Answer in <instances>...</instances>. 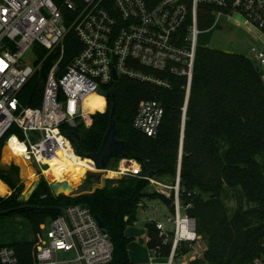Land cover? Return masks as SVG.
Here are the masks:
<instances>
[{
  "label": "built area",
  "instance_id": "2783aa9c",
  "mask_svg": "<svg viewBox=\"0 0 264 264\" xmlns=\"http://www.w3.org/2000/svg\"><path fill=\"white\" fill-rule=\"evenodd\" d=\"M203 6L213 9L212 27L218 26L221 18H238L264 32V0H0V143L28 162L34 174L44 177L53 168L63 172L66 158L76 169L85 167V174L96 171L90 158L76 153L67 131L85 121L88 112L83 104L89 95L105 97L98 90L116 81L113 71L117 78L127 76L163 88L171 86V77L183 79V129ZM70 30L81 48L66 61L64 38ZM57 51L43 80L39 105H25L20 94L40 73L48 55ZM249 54L264 66V47L252 46ZM163 112L158 101L142 100L133 127L152 137ZM115 172L144 178L151 192L172 198V209L164 203L172 217L161 210L164 220H150L162 244H171L165 264H174L181 246L195 256L200 245L195 222L186 212L190 204H182L179 198L180 156L169 185L156 177L141 176L140 164L130 158H121ZM140 204L147 210L146 203ZM48 222L45 235L46 222L39 226L37 264L57 263V251L73 252L72 261L78 264L111 261L112 242L88 206H66ZM149 252L159 256L161 248ZM0 264H18L12 247L0 246Z\"/></svg>",
  "mask_w": 264,
  "mask_h": 264
},
{
  "label": "trees",
  "instance_id": "16d2710c",
  "mask_svg": "<svg viewBox=\"0 0 264 264\" xmlns=\"http://www.w3.org/2000/svg\"><path fill=\"white\" fill-rule=\"evenodd\" d=\"M212 12V7H202L200 29L212 27ZM80 48L70 30L64 38V59L69 60ZM44 54L45 50L40 51L41 56ZM57 55L58 51L48 55L40 73L26 84L20 94L25 105H39L43 80ZM169 79L171 86L163 88L118 77L102 86L106 91L102 105L106 102L107 107L92 115L88 112L86 135L80 123L69 127L67 135L79 136L83 154L97 152L109 125V105L114 103L115 137L124 142V147L121 155L112 160H136L141 176L152 173V177L174 178L182 134L179 198L182 204H190L186 212L194 220L197 239L204 247L201 256L187 264L264 263V79L260 66L244 54L198 46L183 129L185 81ZM88 99L99 98L92 94L85 100ZM146 99L158 101L164 111L152 137L137 131L132 123L139 102ZM2 146L1 142L0 150ZM0 180L12 190L10 195L0 196V221L22 217L35 234L40 224L56 218L66 206H88L112 242L109 264H134L128 253L133 237L126 236L125 229L136 221L142 200L159 199L172 209V198L146 192L148 181L139 176L125 179L127 187L96 189L75 197L54 195L41 178L28 200L19 199L22 185L18 167L0 169ZM229 200L234 204H228ZM145 230L148 249L160 246V256L168 258L171 244H162L154 222L147 221ZM2 245L15 250L18 264H37L33 241ZM188 251V247L181 246L177 256Z\"/></svg>",
  "mask_w": 264,
  "mask_h": 264
},
{
  "label": "rangeland",
  "instance_id": "374dc122",
  "mask_svg": "<svg viewBox=\"0 0 264 264\" xmlns=\"http://www.w3.org/2000/svg\"><path fill=\"white\" fill-rule=\"evenodd\" d=\"M236 20L240 19L236 18ZM200 30L201 31L197 34L196 38V43L198 46L210 47L213 49L223 50L227 52L240 53L246 56L250 55L249 51L252 46H258L257 42H255L254 40L253 33L251 32V30L243 26L238 21H225V19L221 18L219 20L218 26L212 27L210 29ZM25 58L27 60V57H24V59ZM28 59L30 60V57ZM102 100L104 99L99 98L93 100H85L83 105L87 110L86 112H89V115H92L97 111H104L107 107V104L105 102L102 105ZM99 105L102 107L98 108ZM89 115H86L85 121H78V123L85 127V130L89 127V124L87 123V116ZM5 148L6 146L3 145L0 150V169L7 171L8 168L12 165L18 167L20 184L22 185L20 196L26 193L31 183L35 181H40L41 178L45 179L48 184L50 181H55L49 176L44 177L43 175L39 174H34L35 176L33 175V177L29 176L28 172L25 169V166L21 162L16 161L13 158L4 157ZM119 163L120 160H111L110 165L108 167V171H115ZM107 174V172L95 171L84 174L81 181L75 186H73L74 195L78 196L80 194H88L90 192L95 191L96 189L102 188L112 189L118 187L119 185L127 187V181L130 178H134L129 176H120L119 174L108 176ZM31 179L32 181L30 182ZM125 179H127V181ZM158 179L162 183L169 185L172 183L174 178L170 176H161ZM120 180H124L125 183H119L118 181ZM1 182L3 183V181ZM3 184L6 188V191L4 193L0 192V196L6 197L12 193V190H10L8 185H6L5 183ZM144 190L146 192L151 193V189L149 186H146ZM142 201L146 203L148 207L146 210L141 206V204L139 205L137 210V222L132 224L128 229V233L133 237L131 244L132 247L130 248L134 249L137 256L139 255L138 251L140 252V254H143L147 261L150 259L151 262L165 264L166 258L161 257L160 255L153 256L150 255V252H148L149 249L145 243L144 222L154 219L164 220V217L160 214L161 210H163L165 214L171 217L172 213L167 210L164 203L159 199H144ZM228 204L233 205L234 202L229 200ZM157 208L158 210H155ZM49 228L50 224L48 221H46L45 231H43L44 235ZM38 239V233H33L29 223L22 217H10L0 221V243H11L15 241L24 240L33 241L34 243H36ZM74 257L75 255L73 252L57 251L56 258L58 262L55 264H78L72 261ZM194 257H198L197 253ZM141 264H146V262H141Z\"/></svg>",
  "mask_w": 264,
  "mask_h": 264
},
{
  "label": "water",
  "instance_id": "95a60500",
  "mask_svg": "<svg viewBox=\"0 0 264 264\" xmlns=\"http://www.w3.org/2000/svg\"><path fill=\"white\" fill-rule=\"evenodd\" d=\"M113 77H114V79H117V76H116L114 71H113ZM98 93L100 95L105 96L106 91L99 89ZM109 109H110L109 125L105 131L102 143H101L99 149L97 150V152L83 154V152L81 151L80 146H79V139H80L79 136H76L74 134H71L70 136H68L69 139L71 140L74 148H75L76 153H78L80 155H84V156L90 158L94 162L95 170H96L95 172H103L105 170H108V167L110 165L111 160L113 158L120 156L122 153V149L124 147V142L115 137V120L113 118L114 103L109 105ZM86 133H87V129L84 130L83 136H85ZM182 138H183V136H181V142H180V149H179V156L180 157H181V151H182ZM42 167L45 168L46 166H42ZM147 177H152V173H148ZM37 185H38V181L31 183L28 190L26 191V193L22 194V196H20L19 199L20 200H28V198L31 196V194L33 193V191L35 190ZM49 187H50L52 193L56 196H58V195L75 196L74 195V188L71 187V185L69 184V182L67 180L50 181ZM96 219H97L99 225L101 226L102 225L101 220L98 217H96ZM109 263L110 262H108L106 264H109Z\"/></svg>",
  "mask_w": 264,
  "mask_h": 264
},
{
  "label": "bare ground",
  "instance_id": "6f19581e",
  "mask_svg": "<svg viewBox=\"0 0 264 264\" xmlns=\"http://www.w3.org/2000/svg\"><path fill=\"white\" fill-rule=\"evenodd\" d=\"M4 157L13 158L16 161L21 162L25 166V169L28 172L29 176L33 177L34 170L29 166L28 162L21 159L19 156H17V154H13L12 151H10V149L7 146L5 148ZM64 164H65V170H63V172L59 171V169L57 168H53L52 171L50 172L47 171V176H49L53 180H61L62 178H64L65 180L69 182L71 187L74 188L73 186H75L81 181L83 175L86 172V168L84 167V168L76 169L75 165H73L67 158L65 159ZM107 173H108L107 174L108 176L117 174L115 171H108ZM31 181L32 179L30 180V182ZM5 191H6V188L4 184L0 181V192L4 193Z\"/></svg>",
  "mask_w": 264,
  "mask_h": 264
},
{
  "label": "crops",
  "instance_id": "0c3cea01",
  "mask_svg": "<svg viewBox=\"0 0 264 264\" xmlns=\"http://www.w3.org/2000/svg\"><path fill=\"white\" fill-rule=\"evenodd\" d=\"M234 21H238V22L241 23L243 26H245V27H247L249 30H251V32L253 33L254 40H255V42H257L258 46H259V47H264V32H260V31H258V30H256V29H254L253 27H251V26H249V25H247V24H244L243 22H241V20H236V19H234ZM249 57H250V55H249ZM250 58H251V57H250ZM259 66H260V68H261V70H262V73H263V79H264V66H261V65H259ZM136 222H137V219H136V221H135L134 223H136ZM146 222H147V221L144 222L145 243H146V241H147L146 230H145V223H146ZM134 223H133V224H134ZM131 225H132V224H131ZM131 225L127 226L126 229H125V234H126V236H131V235L128 233V229L130 228ZM131 244H132V241H131V242L129 243V245H128V253H129V257H130L131 261H132L134 264H141V262H146V264H152L151 260L149 259V260L147 261V259H145V256H144L143 254H140L139 251H138L139 255L137 256L136 253H135V251H134V249H131V248H130V247H132ZM196 250H197V252H196V253H197V256H198V257L201 256V254H202V252H203V250H204L203 245L200 243L199 247H197ZM148 252H149V250H148ZM196 253H195V254H196ZM192 257H194L193 253L188 251L187 253H185V254H183V255H181V256H178L177 259H175L174 264H187L189 261H191V260L193 259ZM194 258H195V257H194ZM156 264H161V263L156 262Z\"/></svg>",
  "mask_w": 264,
  "mask_h": 264
}]
</instances>
